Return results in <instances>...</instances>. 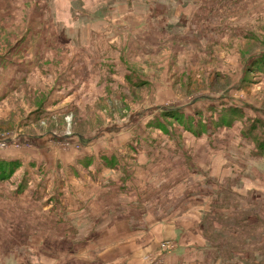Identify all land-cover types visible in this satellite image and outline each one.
<instances>
[{
	"label": "rangeland",
	"instance_id": "1",
	"mask_svg": "<svg viewBox=\"0 0 264 264\" xmlns=\"http://www.w3.org/2000/svg\"><path fill=\"white\" fill-rule=\"evenodd\" d=\"M91 1L0 0V139L16 134L23 144L21 149L0 150V155L17 154L28 161L39 156L33 152L40 153L42 147L37 142H25L26 137L44 138L58 145L62 151L47 147L43 153V157L53 162L62 159L65 164H75L83 155L80 153L90 149L98 156L116 154L120 156V171L127 169V163H135L138 184L152 189L154 184L160 185L158 191L169 190L177 196L173 207L169 205L167 209L164 205L163 208L165 214L169 213L166 217L179 218L182 212L175 211L174 215L173 210L177 203L182 205L191 198L188 196L190 186L210 187L213 192L215 180L229 174L222 165L237 169L238 164H246V161L249 164L255 159L241 130L243 119L255 120L258 118L256 108L264 110V73L253 72L254 66L264 57V0ZM190 1L215 5L217 21L208 20L203 10L199 12L205 20L200 24L197 18L196 21L177 20V24L167 19L166 5L170 8L171 3H179L183 7V2ZM157 4L161 10L153 18V7ZM69 9H82L87 13L85 19L69 16ZM185 9L190 8L186 6ZM93 16L99 19L90 21ZM100 51L101 59L93 60V53ZM30 54H33L32 59L28 58ZM18 63L28 71L34 68L33 74L26 77ZM245 79L251 84H243ZM61 91L66 93L65 99L73 97V100L61 107L57 104L51 118L41 114L46 109L41 106L42 102ZM228 103L241 108L242 119L209 138L197 139L186 133L182 125L172 126L171 119L162 117L166 111L177 110L192 117L188 120L216 119L221 112L212 116L210 109L227 108ZM199 112L200 116L195 117ZM157 119L171 134L163 133L156 126L148 127ZM74 133L91 139L83 151L63 145L62 137L74 136ZM149 147L154 148L159 162L161 159H164L162 164L171 162L168 183L165 171L162 175L153 173L152 180L142 175L141 156H145ZM25 150L33 152H17ZM155 155L143 168L152 165L157 169L160 163ZM247 169L250 171L249 167ZM30 175L33 176L31 172ZM186 175L189 178L184 181ZM174 182H177L175 189ZM248 184L252 185L253 179H248ZM10 185L7 188H11ZM231 185V181L225 183L226 188ZM239 186L237 182L236 198L247 199L246 194L238 191ZM40 190L42 188L35 190L41 194L39 200L33 198L35 191L30 198V206L36 212L42 211ZM128 193L135 194V189L131 187ZM258 204L264 209V203ZM245 217L244 212H232L223 219L222 225L216 224L217 232L209 234L210 239L216 240L213 242L215 248H209L205 264L261 262L264 258V212L260 215L263 223H250L253 219L250 217L247 225H238V219ZM205 225L211 233L210 223ZM13 226L33 230L42 226V220L0 219V264L124 262L121 256L125 248L114 247L102 258L93 254L86 259V254H74L78 253L77 249L73 255L62 254L65 244L56 236H47L46 241L57 246L49 248V244H42V235H37L45 250L43 254L42 248L34 249L20 240L22 236L4 235L2 229ZM241 229L244 232H240ZM32 236L35 235L29 237ZM176 241L159 242V250L156 254H148L145 264H155L153 260L158 256L163 257V264H166L168 255L176 251ZM66 244L72 245L71 242ZM168 247L173 249L167 255L164 251ZM232 250L238 251L233 252L238 259L232 255L229 260Z\"/></svg>",
	"mask_w": 264,
	"mask_h": 264
},
{
	"label": "crops",
	"instance_id": "2",
	"mask_svg": "<svg viewBox=\"0 0 264 264\" xmlns=\"http://www.w3.org/2000/svg\"><path fill=\"white\" fill-rule=\"evenodd\" d=\"M171 4L170 8L166 5L167 19L176 24L177 20L196 21V18L198 19V24H200L202 20H205L201 17L200 10L207 12L208 20L217 21L214 14L216 6L212 3L200 1L191 3L190 1L183 2V7L179 3ZM186 6L190 9H185ZM179 7L183 10H180ZM153 9L155 12L152 14L153 18H155L159 14L160 6L157 4V7H153ZM98 19L93 17V20L90 21ZM72 35H76L75 29L72 30ZM33 54H30L28 58L32 59ZM102 55L101 51L93 53V60H100ZM18 65L22 66L21 72L26 77L28 76L29 78L33 74L34 68L28 71L22 63H18ZM44 72L45 70L42 69V73ZM40 86L39 89L42 88V85ZM62 91H65V89ZM62 91L58 92L55 97L49 100L45 99L42 102L41 106L46 107V109L42 110L41 114L51 118L53 113H55L54 107L57 104L58 107H61V104L73 100V97L65 99L67 97L66 93ZM30 138L26 137L24 141L37 142V145L42 147L43 151L40 153H35L32 150L17 152H33L39 156L31 158V161L17 157V154L12 157L22 159L24 162L23 168L24 166L29 168L30 164H35L36 170H40L42 177L34 173L36 175L34 180L22 194L18 193L15 195L14 191L17 190V183L19 180L21 181L24 175L23 168L12 180L13 185H10L9 182L0 184V219L7 221L14 218L25 220L30 218L39 219L42 220V226H36L33 230H28L26 226L3 228L4 235L22 236L19 239L26 241L27 245L34 249L37 247L42 248L40 241L36 238L37 235H42V244L46 242L47 236H56L61 243L65 244L62 254L68 255L71 253L67 251L70 245L66 244L71 242L75 247L74 250H78V253L74 254L78 256L86 254V259H89L88 255L93 256V254L101 255L102 258L106 254L111 253V248L114 247L125 248L126 250L122 252L121 256L124 257L123 264H145V257L148 254H156V251L159 250V242H162V240H177L176 251L172 255H168L166 264H205L209 247L206 238L202 234L200 218L202 219L204 210L206 209V213L208 209L205 208V204L199 201L200 197L192 196L186 203L183 202L182 205L178 206V210L182 212L178 214L181 215L179 218L176 216L173 218L171 216L166 217L169 213L165 214L163 207L166 205L168 209L169 205L174 206V194L169 190H166L165 193L158 191L157 188L160 185L154 184L155 187L152 185V189L138 184L135 180V173H137L135 171V163H127V169L117 174L111 172V168H105L103 162H98V157L116 155L98 156L91 149L86 153H80L93 156L95 159L94 163L89 166L84 163L85 156L83 155H80L75 164H65L62 159L56 162L54 160L53 162L43 157V153L46 152L44 150L47 147L61 150L58 145L50 141L46 142L48 139ZM65 139L66 137L63 138V140ZM87 139L91 140L90 138ZM88 140L81 141L76 136L70 141L82 144L83 151V149H86L83 147L89 146ZM153 155H155V150L153 147H149L145 151V156H141L143 161L142 166L140 165L142 175L152 180L153 173L162 175L161 172L165 171L166 182L168 183L167 174L169 173L170 161H168V164H162L164 159L159 162L158 156L155 155L156 161L160 163L157 169L152 165L143 168V165H147L148 160ZM59 161L60 163H58ZM58 164L60 167H58ZM68 166L70 167L68 168ZM222 166L229 174L223 176L220 180L238 177L239 192L246 195L251 192L264 198V163L262 160L254 159L249 164L246 161V164H238L237 169L226 165ZM247 167H249L250 171H248ZM199 170L201 171V169ZM186 172L188 173L187 170ZM96 174L97 176L95 177ZM108 177H111L110 180L106 179ZM36 178H39L42 183L35 181ZM188 178L189 176L186 175L183 180L187 181ZM248 179H253L252 185L248 184ZM169 181H172V179ZM9 185L11 188H7ZM95 187L98 190L95 191ZM131 187L136 190L134 195L123 191V189L127 190ZM38 188H42L40 190L42 192L41 212H36V209L34 210L30 206L31 194ZM189 188L193 189L194 186ZM35 192L38 195L37 200H39L41 194L38 191ZM186 207L187 209L184 210ZM32 210L33 212H31ZM178 210H173V214L175 215V211ZM178 225L181 227H178ZM94 234L97 235L95 238ZM30 235L35 236L30 238ZM136 245L137 247L134 249ZM52 246L57 247L51 242L48 247L52 248ZM44 252L45 250L42 248V253L44 254ZM46 258L50 259L49 257ZM57 258H59V254ZM233 258L238 259L234 255ZM112 260L114 258H111ZM153 262L155 264H163V257L158 256Z\"/></svg>",
	"mask_w": 264,
	"mask_h": 264
},
{
	"label": "trees",
	"instance_id": "3",
	"mask_svg": "<svg viewBox=\"0 0 264 264\" xmlns=\"http://www.w3.org/2000/svg\"><path fill=\"white\" fill-rule=\"evenodd\" d=\"M73 1L74 0H70V2H73ZM93 1L94 0H92L91 2ZM56 10H57V7H56ZM68 14L69 16H72L75 18H78V17L84 18L87 13H85L82 9H69ZM254 67H255V71L253 72H257L259 75L264 73V57ZM253 72H250V73H253ZM248 83L251 84V81L247 79L243 81V84H248ZM228 105L229 106L227 108L226 107L219 108L218 106L219 109H210V113L212 116L213 114L217 115L216 114L217 111L221 112L220 118L213 119L212 117L211 120L210 119L202 120L201 118H198L196 121L194 119L188 120L189 118H192V117H186L184 113L177 111V110L171 111V112L166 111L163 113L162 117L164 119L165 118L171 119L172 126H175L176 123L182 125L186 133L191 134L193 137H196L197 139H201L204 136H208L209 138V136L215 135L217 131L221 129H225V128L230 129L234 123L239 121L237 119L239 118L242 119L241 112H240L242 111L241 108L233 106L232 103H228ZM256 111H257L256 114L258 117L257 119L255 120L243 119V127L241 130V133L245 141L250 143L251 148L253 150V156L255 157V159L262 160L264 163V122H263L264 110L263 109L259 110L258 108H256ZM200 113L201 112H199L198 115L195 117H199ZM247 122H251V123L247 124ZM152 126H156L163 133L171 134L169 131V128L165 126L164 123L160 119H157L154 124L153 123L148 124L149 128H151ZM76 135L77 137H79L81 141L88 140L87 138L84 137L83 134H74V136H71L69 138H74L76 137ZM65 137L66 136H64L63 138ZM65 140H68V139H65ZM171 140L174 142L173 138ZM112 155H116V154H112ZM119 157L120 156L118 155L110 156V157H103V158L98 157V162H103L105 165V168L107 169L111 168L112 169L111 172H115L118 174L120 172ZM84 160H85L84 163L86 164V166H89L92 163H94L95 159L93 158V156L87 155L84 157ZM239 161L242 163L241 160ZM23 165H24V162L20 158H13V157L0 155V184L8 183V182L12 183V180L16 177V174L23 168ZM25 168L27 169L25 170ZM23 171H24L23 172L24 175L21 178V181L19 180V182L17 183V188H16L17 190L14 191L15 195L16 193L22 194V192L28 188L29 184L34 180L36 176L34 173H37L40 177H42L40 174V170H36L35 164H30L29 168L27 166H24ZM30 172L33 174V176L30 175ZM199 174L202 175L204 173L200 172ZM96 176L97 174L95 175V177ZM110 178L111 177H108L106 179L110 180ZM227 181L228 182L231 181L232 185L226 188L225 183ZM238 181H239L238 177L237 178L230 177L225 180H215L216 189H214L213 192H211L210 187L196 186L193 189L189 188L190 192L188 193V196L189 197H192V196L200 197L199 201L205 204V208L208 209L206 213H205L206 209L204 210V215L202 219L200 218V221L202 222V226H201L202 234L206 238V242H208V247L211 249L215 248V246H213V242L216 240L210 239L211 237H209V234L213 235L214 230L217 232L216 224L222 225L223 219L226 220L229 217V215H231L232 212H237V213L244 212L246 215L245 218L238 219L239 220L238 225L239 224L247 225L246 221L248 222L250 217L253 218L250 223L252 222L263 223V220L262 218H260V215L264 212V209L259 206L260 204H258V202L264 203V198H262L261 196L255 193L250 192L249 194L245 196L247 199L250 198L251 199L250 201H248L247 199L238 200L236 198V195H237L236 185ZM176 183L177 182H174V184L172 185L173 189H175ZM129 189L130 188H128L127 190L123 189V191L128 192ZM176 193H179V189H177ZM33 198H38V195L36 192L34 193ZM175 200L177 201V196H175ZM180 205H181L180 203H177L176 210H178V206ZM207 222L210 223L211 233H209V230L207 229V227H205L206 226L205 224ZM236 228H238V226ZM240 232H244V229H241ZM96 236L97 235L94 234V238ZM45 244H49V241H46ZM72 246L73 245H70L67 251L71 253L75 251L74 250L75 247L74 246L72 247ZM217 250H221V249H217ZM222 251H223L222 257H224V250ZM233 252L235 253L237 252V250L235 251L232 250L229 253L230 255L229 260L232 258ZM245 253H246L245 254L246 256L249 255V253L247 252ZM262 263H264V258L258 264H262Z\"/></svg>",
	"mask_w": 264,
	"mask_h": 264
},
{
	"label": "built area",
	"instance_id": "4",
	"mask_svg": "<svg viewBox=\"0 0 264 264\" xmlns=\"http://www.w3.org/2000/svg\"><path fill=\"white\" fill-rule=\"evenodd\" d=\"M63 145L68 148V147H72L75 146L76 149H80L79 145H74L68 141H64ZM23 147V144L21 143L20 139H17L16 134L8 137V138H4V139H0V150H8V149H21ZM169 248V247H168ZM166 251H164L167 255L168 252L173 249V247L169 248Z\"/></svg>",
	"mask_w": 264,
	"mask_h": 264
}]
</instances>
